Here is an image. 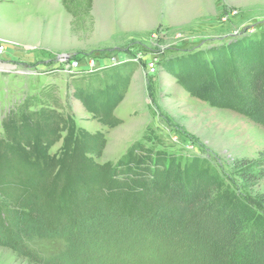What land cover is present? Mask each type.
Listing matches in <instances>:
<instances>
[{
  "label": "rangeland",
  "instance_id": "rangeland-1",
  "mask_svg": "<svg viewBox=\"0 0 264 264\" xmlns=\"http://www.w3.org/2000/svg\"><path fill=\"white\" fill-rule=\"evenodd\" d=\"M28 1L0 0V34L4 29L16 35L25 31L23 7ZM62 5V0H32L29 6L39 11L29 16L52 22L50 28H41V40L63 28L68 13ZM92 13V31H72L66 50L27 46L22 39L0 35L5 44L0 62L20 74L0 71V190L18 195L12 187L19 189L17 183L34 175L23 163L43 168L36 160L39 149L49 147V154L59 157L66 143L78 145L74 134L81 130L88 142L105 139V147L99 156L77 147L75 157L87 173L76 174H105L110 180L105 192L113 189L115 194L125 187V203L139 193L142 177L151 180L154 170L163 174L170 165L239 181L235 160L264 152V110L241 112L212 98L210 91L238 74L248 80L243 59L264 60V0H94ZM64 54L83 60L85 67L122 58L128 62L72 76L66 72L72 63L61 60ZM124 86V102L109 106L114 91ZM87 96L97 100H88L90 111ZM34 144L38 150L30 149ZM80 184L73 190L81 189ZM96 184L91 179L87 187ZM34 186L50 210L43 222L31 219L35 228L14 237L10 230L6 242L0 239V264H218L187 238L179 223L165 215L145 219L128 210L130 205L96 215L100 220L92 218L87 225L82 216L69 230L73 194L63 193L60 202L63 187L54 190L53 178ZM261 191L264 179L254 188ZM6 212L0 200L1 224ZM33 247L42 255L34 254Z\"/></svg>",
  "mask_w": 264,
  "mask_h": 264
},
{
  "label": "trees",
  "instance_id": "trees-1",
  "mask_svg": "<svg viewBox=\"0 0 264 264\" xmlns=\"http://www.w3.org/2000/svg\"><path fill=\"white\" fill-rule=\"evenodd\" d=\"M62 3L65 10L73 17L74 31L84 33L92 31L94 0H62ZM243 60L248 66L251 77L249 76L248 80L243 81L241 75L238 74L236 80L233 81L231 77L228 81H224L223 85L221 84L222 88L218 90L212 88L210 94L212 98L222 103H228L223 105H231L241 112L253 114L264 110V67L262 66L264 60L260 61L262 65L259 64L256 56ZM131 76L130 74L129 78ZM111 78L118 82V77L111 76ZM124 88L125 86L114 91L113 101L109 103V106L114 104L112 106L116 107L122 100L126 92ZM88 100H90V104L97 100L93 99V96H87L85 106L90 111ZM107 123L110 126L113 125L112 121H107ZM74 135L78 145L73 144L72 140L66 143L64 152L59 157L51 156L49 147H42L41 151L39 149L36 160H41L44 163L43 168L35 170L36 164L23 163V168L26 167V170L34 171V175L27 178L21 185L17 183L19 189L17 186L12 187L13 190H19L18 195L15 196L12 191L3 192L0 190V200L4 202L7 211L4 223H0V239H6V242L7 238L14 237L16 233L27 232L29 229L35 228L31 219L43 222V218L50 208L43 205L42 200L45 196L34 185L53 178L54 190H57V187L59 188L61 185L63 187L60 195H57L60 202H64L60 198L63 193L64 197L70 193L73 194V198H70L71 208L67 215L73 223V227L71 226L69 230L74 229V225H79L80 221L87 225L92 221V218L96 221L100 220L97 217H101L102 213L122 211L130 205L128 210L141 213L147 217L145 219L152 220L165 215L179 223L180 229L187 238L196 243L212 263L264 264V191L254 192V188L264 179V152L257 158L235 160L234 173L239 181L227 175H212L208 170L201 171L193 166H185L184 169H181L170 165L163 174L156 169L151 180L144 177L141 178V181L139 180V193L135 197H129L131 202L125 203L122 197L126 194L125 187L115 194H113V189L108 193L105 192V185L110 181L105 174L93 173L87 177L76 174L78 172L87 173L85 167H79L78 159L75 157L77 147L82 149L85 146L88 148L87 153L99 156L103 153L105 139L99 143L88 142L83 135V130ZM48 145L50 146V144ZM32 148L38 150L36 144L30 149L32 150ZM22 152L27 156H31L33 153ZM56 167L59 169L58 171H55ZM94 167L99 170L103 166L94 165ZM114 173L115 171L112 181L115 182L117 179L114 178ZM17 175L21 178L22 174L18 173ZM91 179L97 181L94 188L87 187ZM81 181H83L82 184H80ZM78 184L82 188L80 186L81 189L74 191L73 189ZM54 209L55 207L51 209L52 213ZM14 214L16 216H12ZM33 214H37L38 217L31 218ZM79 219L82 220L79 221ZM62 223L66 224L67 221ZM66 226L63 225L62 228L65 229ZM10 230L13 231L12 236L9 235ZM33 249L34 254L42 255L41 250L34 247Z\"/></svg>",
  "mask_w": 264,
  "mask_h": 264
},
{
  "label": "crops",
  "instance_id": "crops-1",
  "mask_svg": "<svg viewBox=\"0 0 264 264\" xmlns=\"http://www.w3.org/2000/svg\"><path fill=\"white\" fill-rule=\"evenodd\" d=\"M31 3H32V0H29L28 6L23 7L25 10L24 22H23V26L25 28V31L22 30L20 35H16V33H13V32L8 33V30L4 29V30H2V33L0 35H2L4 37L6 34V35H11L13 37L22 39V42H25L27 46H42V48H52V49H61V50L69 49L70 45H71L70 44L71 34H72V31H74L73 27H72V21H73L72 15L69 14L65 10L66 13H68V14L66 16H63V17H65L63 19V22H61L63 25V28H60V31L58 32V34L50 32V33H48V35L45 38H43V40H41V37H40L41 36V34H40L41 28L42 27L46 28L47 25H49L48 28H50L52 26V22H50L49 24H44L43 23L44 21H40L34 15L29 16V14H35L39 11V8H37L35 6L30 7L29 5ZM3 33H5V34H3ZM13 73H16V72H13ZM136 73H137V69H136ZM16 74H19V73H16ZM131 78L133 80L135 78V75L133 74V76ZM130 82L132 83V81H130ZM131 83H130V85H131ZM130 85L127 87L126 94L131 91ZM27 88L29 89V87H27ZM37 89L31 90V93H33ZM128 90H130V91H128ZM124 99H125V97H124ZM124 99L122 100V103L124 102ZM117 111L118 110L116 109L115 112H116L117 117L119 118ZM119 121H120V118L118 119V122Z\"/></svg>",
  "mask_w": 264,
  "mask_h": 264
},
{
  "label": "built area",
  "instance_id": "built-area-1",
  "mask_svg": "<svg viewBox=\"0 0 264 264\" xmlns=\"http://www.w3.org/2000/svg\"><path fill=\"white\" fill-rule=\"evenodd\" d=\"M4 47H5V44L0 42V53H4V50H3ZM61 60L72 63L71 65L68 66V69L66 70V72L70 73V75H72V76H77L79 74L93 73V72H96L99 70H103V69H106V68H109L112 66L121 65V64L128 62V59L125 60L122 58V59H116L113 63L103 64V65H97V64L91 65V64H89V66L85 67L86 63L83 60H72V59L70 60L69 56H67L65 54L62 55ZM13 68L14 67L10 68L8 65H5L2 62H0V71L1 72H4V73L5 72H7V73L16 72V71H14L15 68L14 69ZM56 71H58V70H56Z\"/></svg>",
  "mask_w": 264,
  "mask_h": 264
}]
</instances>
